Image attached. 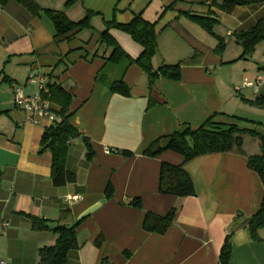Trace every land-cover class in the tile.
<instances>
[{
	"label": "crops",
	"instance_id": "1",
	"mask_svg": "<svg viewBox=\"0 0 264 264\" xmlns=\"http://www.w3.org/2000/svg\"><path fill=\"white\" fill-rule=\"evenodd\" d=\"M31 1L40 10L64 12L72 21L84 18L87 11L95 15L91 29L58 42L54 25L42 11L32 13L17 0L0 5V262L37 264L38 251L54 245V231H34L31 216L57 226L78 223L79 247L68 254L66 264H220L229 232V264H264V242L252 241L247 229L264 201V185L247 166L257 145L243 153L207 154L186 163L170 151L143 155L158 138L185 127L196 130L217 113L238 117L235 111L245 100L264 96V84L256 92L244 87L264 75V42L252 57L238 60L242 48L233 37L264 20V4L225 14L210 7V0H76L69 7L68 0ZM186 13L214 20L212 34ZM137 15L156 24L158 54L153 66L182 63L181 75L177 82L160 78L150 85L149 76L131 65L123 78L130 95L122 97L95 81L105 61L81 55L95 51L106 22L125 25ZM112 34L133 58L138 56L139 48L127 36ZM219 39L225 47L218 55ZM32 74L46 76L71 98L70 124L81 137L69 144L66 169L76 174L75 184L55 188L51 183L52 155L41 152L40 143L52 122L41 118L29 124L15 107V88L29 96L36 93V85L29 82ZM45 95L44 102L56 116L60 101ZM253 123L259 129H252L264 135V125ZM82 137L91 144V160L86 159ZM162 163L182 165L196 195L160 194ZM108 184L113 188L110 200L105 199ZM135 199L140 209L128 205ZM98 204L96 211L78 220ZM171 210L174 219L164 234L143 229L146 213L165 216ZM261 235L264 239V232Z\"/></svg>",
	"mask_w": 264,
	"mask_h": 264
},
{
	"label": "trees",
	"instance_id": "2",
	"mask_svg": "<svg viewBox=\"0 0 264 264\" xmlns=\"http://www.w3.org/2000/svg\"><path fill=\"white\" fill-rule=\"evenodd\" d=\"M11 0H0V5L4 6ZM21 2L30 12L38 13L42 11L52 22L56 31V41H67L83 30L91 29V19L95 15L93 12H86L84 18L79 21L70 20L64 12L52 10H40L31 0H17ZM76 0H68L66 7L71 6ZM179 1V0H178ZM206 0H202L201 4ZM264 4V0H210V7H215L225 14H230L236 7H247ZM209 15L212 12L209 11ZM208 33L212 34L214 20L190 16ZM156 24L145 20L141 15H137L129 24H118L115 21L105 23L104 31L99 35L97 47L91 54H83L82 58L91 61L95 57H100L105 61L103 68L97 73L95 81L109 89L112 94L122 97H129L130 91L124 83V74L131 65H137L148 76L150 85L154 81L162 78L177 82L180 80L182 63L176 65L161 64L157 68L153 66V61L158 54ZM113 32H119L127 36L140 50L137 57L133 58L118 43L113 36ZM233 37L236 43L242 48V53L238 60L252 57L257 45L264 42V20L259 21L252 29L235 33ZM225 43L223 39L218 40L215 52L219 55L223 51ZM101 51V54H99ZM62 63H65L62 60ZM46 93L50 100L60 101L61 110L55 116L51 127L45 130L41 138V149L43 152L49 150L52 155L50 180L55 188L65 187L75 184L77 176L66 169V157L69 144L72 140L81 137L79 132L70 124L73 113L69 112L71 102L70 96L56 84H46ZM45 94V93H43ZM42 94V96H43ZM47 95L43 96L46 98ZM62 98V99H61ZM254 108L264 109V96H258L254 100L244 101ZM243 119L217 113L208 118L196 130L185 127L182 131L175 132L169 136L156 139L143 152L147 157H156L159 154L170 151L183 157V162H189L196 157L226 153L238 150L243 153L252 149V145H257V153L248 156V169L256 173L264 185V135L255 129L240 128L238 123ZM252 124H254L252 122ZM87 149L86 159L91 160L93 151L89 140L82 137ZM113 153L130 158L131 152L112 150ZM159 192L163 195H172L180 198L194 197L196 190L191 177L183 170L182 165H172L162 163L159 170ZM113 196V188L108 184L105 190V199L110 200ZM136 209L141 208L139 199L131 200L128 203ZM175 211H169L165 216H156L146 213L143 218V229L146 232L164 234L171 226ZM32 222L34 231H46L48 228L46 221L28 216ZM78 225L64 226L58 225L54 231L56 241L54 245L42 247L38 251L37 264H66L68 254L76 250L79 246L76 240L75 228ZM247 229L250 238L254 242H264L262 232H264V201L258 212L247 222ZM232 232L225 237L223 246L219 253V263L229 264L232 253ZM100 240L96 245H99Z\"/></svg>",
	"mask_w": 264,
	"mask_h": 264
},
{
	"label": "built area",
	"instance_id": "3",
	"mask_svg": "<svg viewBox=\"0 0 264 264\" xmlns=\"http://www.w3.org/2000/svg\"><path fill=\"white\" fill-rule=\"evenodd\" d=\"M29 82L36 85L37 91L34 95L29 96L26 95L20 88H15L13 100L16 109L25 114L26 122L29 124H37L41 118H46L53 123L55 115L48 109V106L44 102L42 96L43 93L47 92V77L41 74H32L29 76ZM262 84H264V75H259L254 81L245 82L244 87L251 88L256 92ZM236 90L238 91L239 89L236 88ZM7 226V223H2V227ZM0 264L6 263L0 262Z\"/></svg>",
	"mask_w": 264,
	"mask_h": 264
},
{
	"label": "rangeland",
	"instance_id": "4",
	"mask_svg": "<svg viewBox=\"0 0 264 264\" xmlns=\"http://www.w3.org/2000/svg\"><path fill=\"white\" fill-rule=\"evenodd\" d=\"M254 53H255V50H254ZM254 53H253V55H254ZM261 65H264V63H262ZM239 107H240L239 110H236L234 115L243 119V121H240L238 123V126L240 128L251 129V130H252V128H256L257 126L252 125V121L257 123V124L264 125V113H257L258 111H254L252 106H250L247 103H243V104L239 105Z\"/></svg>",
	"mask_w": 264,
	"mask_h": 264
},
{
	"label": "water",
	"instance_id": "5",
	"mask_svg": "<svg viewBox=\"0 0 264 264\" xmlns=\"http://www.w3.org/2000/svg\"><path fill=\"white\" fill-rule=\"evenodd\" d=\"M99 204L96 206H93L92 208L88 209L86 212H84L80 217H79V221L86 218L87 216H89L90 214H92L94 211H96L99 208ZM46 227L50 230V231H55L57 229V224L56 223H48L46 224Z\"/></svg>",
	"mask_w": 264,
	"mask_h": 264
}]
</instances>
